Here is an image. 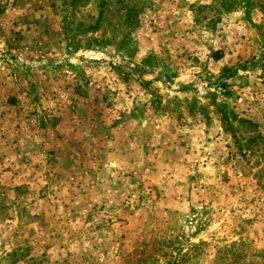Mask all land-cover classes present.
Listing matches in <instances>:
<instances>
[{
    "label": "rangeland",
    "instance_id": "1",
    "mask_svg": "<svg viewBox=\"0 0 264 264\" xmlns=\"http://www.w3.org/2000/svg\"><path fill=\"white\" fill-rule=\"evenodd\" d=\"M0 264H264V0H0Z\"/></svg>",
    "mask_w": 264,
    "mask_h": 264
},
{
    "label": "trees",
    "instance_id": "2",
    "mask_svg": "<svg viewBox=\"0 0 264 264\" xmlns=\"http://www.w3.org/2000/svg\"><path fill=\"white\" fill-rule=\"evenodd\" d=\"M127 1V0H126ZM123 4V2H122ZM102 11H100V18L98 19V22L101 20V17L105 16V7L106 3L102 2ZM117 18L122 21V25H125L127 29L131 27V24L133 22L134 15L132 13V9L129 7L127 3H125L118 11ZM97 22V23H98Z\"/></svg>",
    "mask_w": 264,
    "mask_h": 264
}]
</instances>
